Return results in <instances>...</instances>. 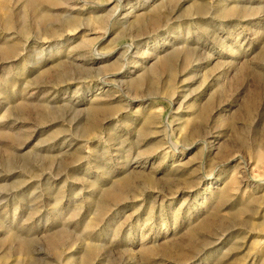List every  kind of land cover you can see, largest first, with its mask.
I'll use <instances>...</instances> for the list:
<instances>
[{"label": "rangeland", "instance_id": "obj_1", "mask_svg": "<svg viewBox=\"0 0 264 264\" xmlns=\"http://www.w3.org/2000/svg\"><path fill=\"white\" fill-rule=\"evenodd\" d=\"M0 264H264V0H0Z\"/></svg>", "mask_w": 264, "mask_h": 264}]
</instances>
